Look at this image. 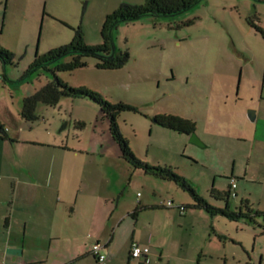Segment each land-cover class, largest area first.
<instances>
[{
    "label": "rangeland",
    "instance_id": "374dc122",
    "mask_svg": "<svg viewBox=\"0 0 264 264\" xmlns=\"http://www.w3.org/2000/svg\"><path fill=\"white\" fill-rule=\"evenodd\" d=\"M143 1L60 0L46 4L45 0H0V47L14 54L15 63L3 66L0 62V121L8 126L9 134L26 140L21 146L45 149L30 143L39 141L81 150L58 148L64 156L84 158L85 170L76 166L80 173L106 175L115 190L109 204L114 208L118 201L122 212L136 198L149 203L170 199L175 204L190 203L192 198L177 184L132 169L120 159L98 105L87 98L63 99L52 107L40 104L37 120L22 119L23 98L46 81L44 75L22 78V72L35 55L69 42L77 26L87 45L100 43V27L107 13L121 3ZM250 22L264 31V0H200L172 17L143 16L120 22L112 31L113 48L128 52L120 68H97L95 59L88 57L86 66L57 72V76L102 99L137 107V111H122L116 120L136 158L150 165L170 166L195 193L215 203L210 197L212 185L226 189L229 179L224 172L215 171L229 175L234 169L239 175L238 191L248 185L243 170L255 147L250 138L253 124L248 119L245 122L238 111L245 115L255 111V101L264 93V36ZM163 113L192 119L204 147L190 143L187 134L154 122ZM252 152L249 170L256 171L264 153H256L254 148ZM27 157L32 167H36L33 160H46L44 154ZM251 201L254 210L262 211L261 199ZM229 204L231 208L239 205L238 197H229ZM195 213L200 215L182 220L174 208H142L137 211L138 232L151 238V230L156 228L159 233L154 237L171 243V254L177 252L179 243L187 250L191 243L201 242L199 264H264V235H260L264 216L248 224L186 208V214Z\"/></svg>",
    "mask_w": 264,
    "mask_h": 264
},
{
    "label": "crops",
    "instance_id": "0c3cea01",
    "mask_svg": "<svg viewBox=\"0 0 264 264\" xmlns=\"http://www.w3.org/2000/svg\"><path fill=\"white\" fill-rule=\"evenodd\" d=\"M49 1L60 0H45V3ZM255 103L257 106L252 118L239 111L238 115L253 124L250 134L252 146L255 145L254 152L263 151V154L264 93ZM245 122L242 123L246 125ZM5 129L13 141L0 139V264H195L201 256V242L191 243L187 250L183 248V243H179L177 252L171 254V243H165L161 236L154 237L159 230L153 228L151 238L138 232L136 208L164 206L161 203L164 200L149 203L136 198L124 212L119 209L118 201L112 208L109 201L113 200L115 190L110 185V179L104 174L91 176L80 173L76 166L85 170L84 158L73 154L67 157L59 152L60 148L76 153H81V150L45 145L39 141L30 143L33 147L46 146L45 149L27 148L21 146V143H27L25 139L9 134L8 126ZM241 136L240 139L245 138ZM253 148L243 170L248 184L246 189L243 187L242 192L238 191L239 175L234 173V169L229 175L225 171H215L217 174L224 172L223 175L229 178L226 189L211 187L217 192L227 191L230 189V178H233L236 195L232 198L238 197L239 204L246 202L250 206L254 204L251 201L253 197H257L258 201L261 199L264 204V160L261 159L256 171L249 170V165L253 163ZM30 154H44L46 160H33L36 167H32L27 157ZM118 157L122 159L120 152ZM254 185H257L256 188H252ZM135 204L138 205L134 207ZM260 208L264 211V205ZM177 213L182 215V220L197 214H186V211L181 214L178 210ZM182 220L180 224H184ZM132 241L149 247L148 262L144 261V256L130 255ZM96 242L103 245V262H98L92 253V245Z\"/></svg>",
    "mask_w": 264,
    "mask_h": 264
},
{
    "label": "trees",
    "instance_id": "16d2710c",
    "mask_svg": "<svg viewBox=\"0 0 264 264\" xmlns=\"http://www.w3.org/2000/svg\"><path fill=\"white\" fill-rule=\"evenodd\" d=\"M198 1L200 0H144L143 3L140 4L121 3L114 10L105 15L100 27L101 41L95 45H87L84 41L81 27L77 26L74 29L75 34L69 42L50 49L41 55H35L32 62L29 63L22 72V78H27L32 75H44L46 81L39 87H36L31 94L23 98L20 115L25 121L33 122L38 119L36 109L40 104L52 107L63 99L87 98L98 105L101 118L107 122L108 133L117 144L120 156L127 165L132 169H140L144 173L161 180L171 181L188 191L192 198L190 203H174L175 205H182L184 207L183 212L186 211V208L202 209L211 217L220 216L230 221H244L248 224H255V218L261 215L264 216V211L254 210L246 202H241L239 205L231 208L229 197L235 196H230V189L224 192H217L211 188L210 197L215 203H210L207 199L195 193L186 182L185 178L175 172L170 166L150 165L136 158L129 148L126 138L119 131L116 120L122 111H137V107L122 101L110 102L106 99H102L96 93L85 87H72L67 85L57 76V72L71 71L86 66L88 57L95 59V66L97 68H120L121 65L126 62L128 52L116 50L112 46V31L118 23H127L143 16L172 17L190 8ZM187 23H190V21ZM250 24L256 30L261 31L264 36V31L261 30L260 27L251 22ZM13 57L14 54L12 52L0 47V62L3 66L15 65ZM153 120L162 126L187 135L195 130V122L192 119L177 114L163 113L156 115ZM0 139L13 141L8 137L5 125L1 121ZM165 201L161 202L164 203V207L178 210L176 207H167ZM153 207L154 206H143L136 209L140 210L142 208ZM179 212L181 214L183 213L181 211ZM260 228V235H264V226ZM219 238L221 239L220 236ZM145 258L148 259L147 256H144V261ZM199 261L198 257L195 264H199Z\"/></svg>",
    "mask_w": 264,
    "mask_h": 264
},
{
    "label": "built area",
    "instance_id": "2783aa9c",
    "mask_svg": "<svg viewBox=\"0 0 264 264\" xmlns=\"http://www.w3.org/2000/svg\"><path fill=\"white\" fill-rule=\"evenodd\" d=\"M235 180L232 178L230 179V196H235ZM165 205L167 207H176L179 211L183 212L184 207L182 205H175L174 202L170 199L165 201ZM103 245L99 242H96L92 245V253H94L95 258L98 262H103L105 260V253L103 252ZM149 251V247L147 246H141L137 242H132L130 245V255L132 257H140V256H147ZM145 261L147 262L148 259L145 258Z\"/></svg>",
    "mask_w": 264,
    "mask_h": 264
},
{
    "label": "water",
    "instance_id": "95a60500",
    "mask_svg": "<svg viewBox=\"0 0 264 264\" xmlns=\"http://www.w3.org/2000/svg\"><path fill=\"white\" fill-rule=\"evenodd\" d=\"M247 112H248L249 118H252L254 116L253 110H248ZM188 141L197 146L204 147V144L202 143V141L200 140V138L196 135L194 131L188 135Z\"/></svg>",
    "mask_w": 264,
    "mask_h": 264
}]
</instances>
